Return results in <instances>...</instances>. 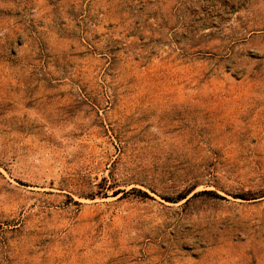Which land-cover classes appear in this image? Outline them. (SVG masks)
Masks as SVG:
<instances>
[{
  "label": "rangeland",
  "instance_id": "1",
  "mask_svg": "<svg viewBox=\"0 0 264 264\" xmlns=\"http://www.w3.org/2000/svg\"><path fill=\"white\" fill-rule=\"evenodd\" d=\"M0 264H264V0H0Z\"/></svg>",
  "mask_w": 264,
  "mask_h": 264
}]
</instances>
